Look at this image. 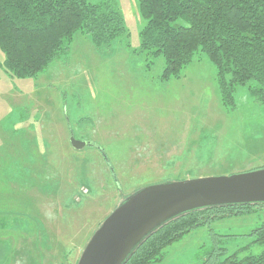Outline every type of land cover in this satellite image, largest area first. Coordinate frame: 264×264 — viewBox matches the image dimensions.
Segmentation results:
<instances>
[{
    "label": "rangeland",
    "instance_id": "obj_1",
    "mask_svg": "<svg viewBox=\"0 0 264 264\" xmlns=\"http://www.w3.org/2000/svg\"><path fill=\"white\" fill-rule=\"evenodd\" d=\"M111 1L127 30L109 46L98 48L79 32L68 54L36 78H13L0 68V134L31 147L28 163L9 164L15 170L0 178V209L39 218L46 264H78L103 221L145 186L264 167V104L249 85L235 90L234 108L225 107L216 67L202 52L179 77L162 80L165 59L139 53L146 25L139 0ZM72 136L97 147L77 150ZM263 226L260 206L214 220L152 264L258 255Z\"/></svg>",
    "mask_w": 264,
    "mask_h": 264
},
{
    "label": "trees",
    "instance_id": "obj_2",
    "mask_svg": "<svg viewBox=\"0 0 264 264\" xmlns=\"http://www.w3.org/2000/svg\"><path fill=\"white\" fill-rule=\"evenodd\" d=\"M139 11L146 21L139 53L165 59L162 80L179 77L202 52L216 67L225 107H235L234 92L244 85L264 104V0H139ZM126 30L123 14L111 0H0V68L13 78L33 79L68 54L77 33L101 48ZM258 206L264 204L190 212L154 232L126 264L159 262L167 247L194 229ZM40 227L44 235L46 228ZM259 230L264 239V226ZM213 264H264V251L242 258L235 253Z\"/></svg>",
    "mask_w": 264,
    "mask_h": 264
},
{
    "label": "water",
    "instance_id": "obj_3",
    "mask_svg": "<svg viewBox=\"0 0 264 264\" xmlns=\"http://www.w3.org/2000/svg\"><path fill=\"white\" fill-rule=\"evenodd\" d=\"M71 144L77 150L97 147L74 136ZM261 203L264 204V167L148 185L125 198L103 221L78 264H126L148 237L181 216L214 207Z\"/></svg>",
    "mask_w": 264,
    "mask_h": 264
},
{
    "label": "crops",
    "instance_id": "obj_4",
    "mask_svg": "<svg viewBox=\"0 0 264 264\" xmlns=\"http://www.w3.org/2000/svg\"><path fill=\"white\" fill-rule=\"evenodd\" d=\"M27 127L23 130L30 131ZM29 143V140L2 137L0 134V178H8V170H15L9 164L19 163L21 159L28 163L31 154ZM0 186L3 187L4 182H0ZM8 208L0 209V264H46V255L40 244V225L43 223L32 213Z\"/></svg>",
    "mask_w": 264,
    "mask_h": 264
}]
</instances>
